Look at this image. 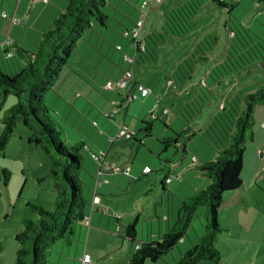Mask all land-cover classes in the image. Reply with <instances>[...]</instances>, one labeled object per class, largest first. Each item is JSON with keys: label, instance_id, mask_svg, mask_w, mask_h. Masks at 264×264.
I'll use <instances>...</instances> for the list:
<instances>
[{"label": "rangeland", "instance_id": "374dc122", "mask_svg": "<svg viewBox=\"0 0 264 264\" xmlns=\"http://www.w3.org/2000/svg\"><path fill=\"white\" fill-rule=\"evenodd\" d=\"M177 1L179 0H165L162 4L155 5L145 20L143 35L152 29L160 30L164 25L165 12L170 9L171 5L177 4ZM205 1L207 4L199 14L196 28L192 32L187 34L184 39H175L170 44L168 43L169 45H164L156 63L137 64L133 69L136 46L126 37V28L134 26V23L141 18L139 4L142 0H108V5L104 9L110 17L108 25L104 27L95 22L92 29L86 30L84 37L77 42L75 52L69 59L68 65L60 73L53 89L45 96V103L50 107L55 129L67 147L72 146L65 139L68 132L74 136L75 143L85 137L89 144L95 148L99 142L93 141L96 133L89 127L98 130L100 135L107 136L108 133L103 131L102 123L114 125L116 133L125 120L126 126L130 128L129 133L143 135L144 145L135 140L127 142L126 137L120 138L112 147L108 142L106 148L108 156L103 168L110 165L114 166L115 170L111 172L106 169L107 171L102 172L113 184H116L115 179L121 178L123 179L122 183L127 186L121 189L118 196L110 199V202L122 203L124 208L130 207L134 210L130 212L135 214L132 221L136 223L138 240H141L143 236L146 237L151 228L158 230L159 225L163 223L157 219L156 212H162L165 209L167 216L170 215V218L173 219L171 220L173 225L177 222L179 211L176 207L174 208L173 202L174 198L176 200L188 198L187 195H181L187 191L185 189H191L193 186L200 191L208 187L209 179L196 170L192 160L197 155L200 158H207L203 157V147L206 144L212 149L211 151L216 152L215 147L208 143L206 128L215 112H218V109L222 107L221 104L230 90L233 88L238 90L244 85L254 84L257 79L264 77V69H260L261 67L257 65L260 62L257 61L258 68L253 70V76L242 71L235 72L231 79L214 87L213 95L210 94L211 97H205L201 91L202 98L196 100L201 83L205 86L204 81L206 80L209 86L213 85L209 73L217 63L224 61L231 47L229 26L238 33L245 34L251 41L253 40L255 50L259 47L258 43L264 45V2L260 1V6H257V0H239L236 8L232 11L234 17L232 22L225 8H221L211 0ZM201 18L205 20L199 22ZM48 30L49 28L46 31ZM200 37L201 39H199ZM206 37L207 40L203 41L206 46L215 44L216 41L213 39L218 37L212 52L207 54L209 59L200 60L196 64L195 70L185 86L181 83L180 87L177 85L180 81L175 75L177 83H172L170 79L178 64L186 58L190 50L194 49L198 41L201 42ZM235 44L233 41V45ZM235 48L232 46L231 51L234 52ZM2 55L4 58V54ZM15 56L14 59L9 57L3 60L0 56L1 63H5L2 64V67L6 65L7 68L9 64L17 63L20 58ZM132 69L135 72L134 82L142 81L153 89L154 93L145 99L138 95V99L131 104L132 109L141 111L142 115H136L134 111L127 112L128 109H120V114H115L114 103L122 101L126 93L125 91H106L104 87L109 81L119 80L115 77L124 76L127 71ZM8 71L4 70L3 72H7L9 75L15 74V71L12 73L9 68ZM95 78L102 80V83L96 81ZM169 82L172 85L169 86ZM72 85L82 87L80 91H77L82 97L81 108L86 113H92V116L76 107L71 106L73 108L71 112L68 110L66 99L61 92L65 93L69 87L72 89ZM159 97L160 99L162 97L161 102H159ZM17 103L18 99L15 96L10 95L7 98L0 111V132L4 112ZM158 103H161V107H166L171 111L169 116L165 117L162 113L163 109L160 107L157 109ZM61 106L63 107L60 113L58 109ZM257 109L264 111V106L260 105ZM95 115H102V120L96 118ZM109 117L115 118V120H109ZM98 120L102 122L100 126L96 124L99 122ZM144 121L153 123L152 136L150 137H145V134L140 132L145 126ZM262 122H264V112L260 115L255 112L254 133H258L259 144L264 141V130L260 128ZM133 123H137V129H133ZM82 132L87 133L88 137ZM30 138V130L22 122H19L5 152L0 153V264H14L19 249L15 236L23 228V219L34 221L40 219L27 204L41 205L49 211L55 208L57 191L54 180L48 176L50 160L39 146L30 143ZM174 138H178V142L183 146L182 150H177ZM98 139L100 140V137ZM162 139L172 140L170 146L165 147ZM252 141H249L246 146L252 145ZM186 146H190V149ZM84 154V169L93 170L98 176V169L101 168L100 163L93 158L92 154H88L86 151ZM249 154L246 147L241 174L244 187L235 196H231L230 192L226 193L224 202L218 211V223L222 227L231 229L230 233L219 235L216 243L223 255L222 264H264V167L262 168L264 147L258 153L254 152L251 162L248 159ZM208 156L210 157L212 154ZM87 157L93 159L95 165L86 161ZM165 158H170L169 166L166 165L167 163L165 166L162 164L161 159ZM206 160L212 161L215 160V157ZM258 161L261 162L260 169ZM144 164H148L151 168L154 167L155 173L143 177ZM163 167L168 168L166 171L158 172ZM174 167H178L180 171V174L174 172L177 174L176 176H180L175 177V183H183L181 184L182 191L179 189L180 191L177 193L181 192V197L178 195L174 197L172 192L163 205L164 192H162L159 176L162 174L171 175L170 172ZM3 170L7 171V181ZM131 171L133 172L132 177L142 176V180L133 183L132 178L125 174ZM85 175L91 179L86 171L83 173V176ZM251 180H253L252 184ZM5 182L7 183L5 184ZM124 200L125 202H123ZM132 200L135 201L136 207L134 208L131 207ZM105 204V207L109 205L108 202ZM143 208L146 209V213ZM206 215V207H200L186 232L185 240L167 254L163 260L157 262L148 260L145 264H175L180 256L197 244L205 234ZM161 219L163 220V217ZM123 221L126 225L127 222ZM76 235L77 233L67 240L70 241L68 246L73 243L77 244L75 243ZM122 236L126 237L125 231L122 232ZM122 239L119 241L122 242ZM125 240L123 250L114 251L101 261L94 258L93 264H113L117 257L130 255L132 250L135 251L134 245L127 238ZM65 243V240L57 242L53 246V254L50 256L55 258L54 253L58 252L63 244L66 245ZM91 248H93L92 245ZM67 249L68 247H66ZM198 264L211 263L202 261Z\"/></svg>", "mask_w": 264, "mask_h": 264}, {"label": "trees", "instance_id": "16d2710c", "mask_svg": "<svg viewBox=\"0 0 264 264\" xmlns=\"http://www.w3.org/2000/svg\"><path fill=\"white\" fill-rule=\"evenodd\" d=\"M211 1L225 8L233 22L232 11L239 0ZM206 4L205 0H186L164 14L165 21L160 30L145 34L138 43L126 36L136 46L134 68L137 64L156 63L164 45H169L175 39H184L192 32ZM260 4L261 2H258L257 6ZM107 5L108 0H69L65 11L54 19L49 30L43 34L34 53L18 48L28 56L27 65L15 71L13 75L0 71V111L10 95L18 99V103L3 114L0 153L5 152L17 124L22 122L31 132L30 143L39 146L49 158L48 176L54 180L57 191L55 208L52 211L34 203L27 204L40 219L37 221L23 219V228L15 236L19 249L14 264H54L50 260L53 246L61 240H65L69 245L70 241L67 240L75 235L78 227L86 220L87 209L91 204L85 195L86 185L81 174L84 170L83 160L87 144L79 142L71 147L64 145L52 122V113L45 103V96L53 89L60 73L68 65L77 42L84 37L86 30L92 29L95 22L104 27L108 25L110 17L104 11ZM131 28L127 27L126 33ZM228 29L231 47L224 61L217 63L209 73L213 85L209 86L206 80L205 86L201 83L196 100L202 98L201 91L205 97H211L214 87L231 79L235 72L242 71L253 76V70L258 68L257 65L264 69V45L258 43L259 47L255 50L253 40L230 26ZM205 40L207 37L201 42L198 41L194 49L190 50L186 58L178 64L170 79L172 83L176 82L175 75L180 81L177 85L185 86L196 64L200 60L209 59L207 54L212 52L218 37L213 39L216 41L215 44L209 46L203 42ZM232 46L236 47L234 52L231 51ZM14 48L15 45L8 50ZM160 105L161 103L159 107ZM221 105L206 128L208 143L215 147L216 158L201 164L195 163L196 170L209 179L208 187L194 191L190 197L182 201L175 226L160 235L158 240H138L136 223L130 224L125 238L130 239L133 244H138L139 248L126 264H145L148 260L151 262L163 260L185 239L186 232L200 207L207 209L205 234L197 244L182 254L175 264H198L202 261L222 264L223 255L216 243L218 236L230 232V229L218 223V211L226 193L236 192L244 186L241 180L244 152L247 143L254 139L256 108L264 106V77L238 90L233 88L226 94ZM143 124L145 126L140 132H143L145 137L152 136L153 123L144 121ZM142 138L143 135L137 133H129V137H126L127 142L135 140L144 145ZM174 139L177 144L180 143L178 138ZM171 141L162 139L165 147H169ZM161 161L164 166L166 163L168 166L171 164L170 158ZM167 168L163 167L159 171ZM3 173L7 181V171L3 170ZM139 180L140 178H135L133 182ZM162 185L165 187V182Z\"/></svg>", "mask_w": 264, "mask_h": 264}, {"label": "crops", "instance_id": "0c3cea01", "mask_svg": "<svg viewBox=\"0 0 264 264\" xmlns=\"http://www.w3.org/2000/svg\"><path fill=\"white\" fill-rule=\"evenodd\" d=\"M164 1L165 0H162L160 4H162ZM184 1H186V0L177 1L176 2L177 4L171 5L170 9L174 6L181 4ZM226 1H228V0H226ZM260 1H264V0H257V2H260ZM68 2H69V0H49V2L46 4V3H43L42 0H34V1H31V0H0V56H1V60H3L4 58H9L7 55V51H9L8 50L9 48L3 45L4 41L8 38L12 39L14 42V45H15V48L10 50L13 54L12 59H14L16 57L15 55H17L20 58V60H18L17 63L13 62L12 65L9 64V66L7 68H6V65H5V67L3 66L5 69L2 67V64L4 65L5 63H1V61H0V71L6 70L7 72H9L8 71V68H9L13 73L14 71H17V70H19V69H21L27 65L28 56L26 54L22 53L18 48H21V49H23L29 53H34L39 46V43L42 39L43 34L46 32V30L48 28L51 27L54 19H56L61 13H63L65 11ZM140 5L141 4H139V7H140ZM139 11H140V9H139ZM2 13H7L8 18H3ZM13 16L19 18L20 23L13 24L11 22V18ZM204 20H205L204 18L200 19V21H204ZM131 27H129V28H131ZM153 30L154 29L150 30L149 32H151ZM199 39H201V37ZM2 54H4V56H5L4 58H3ZM28 55H30V54H28ZM122 77H123V75H119L118 77H115V79H120ZM96 81L102 83V80H100V79H96ZM141 83H143V82L141 81ZM143 84H145V83H143ZM146 86L148 88H150L148 85H146ZM74 88H75V90H73ZM81 89H82V87L80 85H77V86L72 85V89H71V87H69L65 90V93L61 92L66 99L65 102H66L67 108L70 112L73 111L72 109L75 107L84 112V110L81 108V103H82L81 98L82 97L79 96V94L77 93V91H80ZM151 90H152V93H154V90L153 89H151ZM146 98H148V97H146ZM115 99H116V97H115ZM161 100H162V97H161ZM131 104H130L127 112L131 113L132 111H134V113L136 115H142L143 114L141 111L132 109L133 106ZM62 107L63 106H61V108L58 109V111L60 113L62 112ZM160 108L164 110L166 107L160 106ZM255 112L260 115L264 111H263V109H257ZM84 113L89 115V116H92V113H90V112H88V113L84 112ZM119 114H120V112H119ZM95 116H96V118H100V120H102V118H103L102 115H95ZM164 116L165 117L169 116V114L164 115ZM111 119L115 120V118L109 117V120H111ZM100 120H98L99 122L95 121L98 126H100L101 125L100 123H102ZM116 120H117V118H116ZM102 124L104 126L103 131L108 133L107 136L100 135L98 130L92 129L91 127L88 126L90 128V130H92L93 132L96 133V137L94 138V140L92 138H90V139H92L94 142H99V144H97L98 147L96 146L95 148H93V146H91L89 144L88 140H86L85 137L82 138L83 141L80 140L79 142H85L87 144V148L85 149V151L88 152V154L89 153L92 154V153H98V152L102 153L103 152L105 154V161H106L107 156H108V151L106 150V148L108 146V142H109L110 146L112 147V145H114L116 141L114 143H110V139H114L118 132L115 133V126L114 125H109L108 123H102ZM122 125L126 126L125 120L123 121ZM126 127H127L128 131H130V128L128 126H126ZM133 127H134L133 129H137V123H133ZM260 128L262 130H264V122H262V125H260ZM82 133H84V132H82ZM84 134L88 137L87 133H84ZM165 134H167V133H165ZM257 136H258V133L257 132L254 133V139L251 143L252 145H250L249 147L246 146L247 151L249 150V153H250L248 156V159L250 160V162L253 158L254 152L258 153L260 151V149H262L264 147V141L259 144V142L257 140V138H258ZM99 137H100V140L98 139ZM73 138H74V136H71L68 132L66 133L65 139L71 145L76 144L75 139H73ZM79 142H77V143H79ZM144 143H145V141H144ZM176 147H178L179 150H182V148H183L181 143L177 144ZM186 147H188V149H190V146H186ZM203 149H204L203 157L205 156L207 158H205V159L202 157L200 158L198 155L194 156L192 159L193 164H195V163L201 164L203 162L210 161L211 159L206 160V159H209L210 157L216 158V152L214 153L213 151H211L212 149L210 147H208L207 144L203 147ZM156 151H159V150H156ZM85 154H84V156H85ZM209 154H212V156L209 157L208 156ZM262 155L264 157V154H262ZM194 159L196 161H194ZM87 160L92 165H95L93 159H90L89 157H87L86 161ZM256 162H257V160H256ZM258 163H259V169H260L261 162L258 161ZM251 166L253 167L254 165H251ZM109 167H111V166L106 165V167H104L105 169L103 167H101L100 170L98 169V171H99L98 176H96V174L93 170H90L91 172L86 168L83 170V172L81 174V178L86 185L85 195H86L88 201L90 202L91 206H89L87 209V217H86L85 222L82 225H80L76 231L77 235L75 236V239L77 241H75V243H77V244L73 243V245H71V246H68L67 243H65L66 245L63 244L62 246L59 245V246H61L60 250H58V252L54 253L56 255V257L54 258L53 256H51L52 260L51 259L50 260L52 263H54V264H93L95 261L94 258L101 261L105 257L110 256V254L112 252L119 251L120 249L121 250L124 249L126 238H124L122 236V232L125 231V234L127 236V227L133 223L132 219H134L135 214H134V212H130V211H134L130 207L124 208L122 203L110 202V199H113V197L118 196L120 194L119 192L121 191V189L123 187H127V186H125L124 183H122L123 179H121V178L115 179L114 182L116 184H113L112 181L110 179H108L107 175L102 174L103 171L110 170V169H108ZM145 167H149L148 164H144V168ZM179 167H180V165H179ZM263 167H264V165L262 166V168ZM144 168H143V171H144ZM151 169H152L151 173H149L148 175L142 174V176L148 177L149 175L155 173V171H154L155 168L152 167ZM114 170H110V171L113 172ZM84 171H86V174L90 175L91 179L87 178L86 177L87 175L83 176ZM165 171H166V169H165ZM159 172H163V171H159ZM174 172H177L178 174H180L179 168L174 167L173 171L170 172L171 175H163L162 174V176H159V178L161 180V187L163 189L162 192H164L163 198H162L163 199V203H162L163 205L165 203L166 198H169V196L172 192L174 193L173 194L174 197H175V195H178L179 197H181L180 196L181 192L179 194H177V193L180 191L179 189H181V191H182L181 184H183V183H175V177H180V176H176L177 174H175ZM129 174H130V177L132 178V181H133L135 179V177H132L133 172L131 171V172H129ZM141 177H138V178H140V180L138 182H140L142 180ZM98 178H100L101 180L107 179L109 181V183L104 184L102 187H100L98 189V192L96 193V181ZM168 179H171L170 182H167ZM163 182H165V187L162 185ZM252 182H253V180H251L250 183L252 184ZM133 183H136V182H133ZM185 191L186 192L181 193V195H187L188 197H190L194 193V191H196V188L191 186V189L187 188V189H185ZM238 191L230 192V195L235 196L238 193ZM182 199H185V198H182ZM182 201L183 200H181V199L176 200L174 198L173 205H174V208L176 207L178 211L181 208ZM107 202L109 205L107 207H105V205H106L105 203H107ZM123 202H125V200ZM102 207L107 209V213L102 211V209H103ZM131 207H133V208L136 207L134 200H132ZM119 211H122V213H119ZM143 211L146 213L145 208H143ZM166 213H167V211H165V209H163L162 212H156L157 219L162 221L163 225L162 224L159 225L158 230H155V228H151L149 234H147L146 237L143 236L140 241L158 240L160 235L167 233L169 230H171L175 226L176 223L173 225V223L171 222V220H173V219L170 218V215L167 216ZM115 214H120L121 217L117 219L116 217H114ZM161 217H163V220L161 219ZM173 218H174V220H176L175 217H173ZM164 219H165V221H164ZM123 220H125L127 222L126 225H125V222ZM230 232H231V229H230ZM230 232H228V233H230ZM119 239H122V242H120ZM137 239H138V232H137ZM128 240H130V239H128ZM91 241L92 242L94 241V243L92 244ZM91 245L94 249L93 248L90 249ZM132 245H134V249L136 250L138 244L132 243ZM66 247H68L67 250H66ZM134 252L135 251L132 250L131 254L128 256H124V255L122 256L121 255L120 257H117L116 261H114L113 264H126L128 259L133 255ZM52 254H53V252H52ZM85 255L90 256L91 263H83V258Z\"/></svg>", "mask_w": 264, "mask_h": 264}, {"label": "built area", "instance_id": "2783aa9c", "mask_svg": "<svg viewBox=\"0 0 264 264\" xmlns=\"http://www.w3.org/2000/svg\"><path fill=\"white\" fill-rule=\"evenodd\" d=\"M34 1V0H31ZM43 3H48L49 0H42ZM161 3V0H143L141 5H140V12H141V18L136 21V24H134V26L129 30V32H127L126 36L129 37L131 40H133L135 43H138L141 41V39L143 38V32H144V24H145V20L147 19L148 13L153 9V7L155 5H158ZM2 17L3 18H8L7 13H2ZM11 22L13 24H18L20 23V19L13 16L11 18ZM4 46L11 48L14 46V42L12 39L8 38L4 41L3 43ZM8 57H12L13 54L11 51H9L7 53ZM134 69V66H133ZM129 70L125 73V75L117 80V81H109L104 89L106 91H125L126 96L123 97L122 101H116L114 103L115 105V114L119 113L120 109L123 110H127L130 106L131 103H133L137 98L138 95L141 98H146L148 97L150 94H152V90L150 88H148L145 84L141 83V82H134V76H135V72L134 70ZM169 85H172L171 82H169ZM160 97H159V102H160ZM159 108V103H158V107ZM171 111L168 108H165L163 110V114L164 115H168L170 114ZM129 137V131L127 129V127L125 125H121V127L119 128V131L116 135V137L114 139H110V143H114L116 139L121 138V137ZM93 158L98 161L100 163V167H103L104 163H105V154L102 153H92ZM194 161H196L194 159ZM108 169L110 170H114L115 167L111 166ZM125 172V171H124ZM152 172L151 167H145L144 168V173H150ZM126 175H129V172L125 173ZM171 179H168L167 182H170ZM109 181L106 180H101L100 178L97 179L96 181V193L98 192V189L100 187H102L104 184H108ZM103 212L107 213V209L103 208L102 209ZM114 217H116L117 219L121 217L120 214H115ZM137 248H139V246H137ZM83 263H91V258L89 255H85L83 258Z\"/></svg>", "mask_w": 264, "mask_h": 264}, {"label": "water", "instance_id": "95a60500", "mask_svg": "<svg viewBox=\"0 0 264 264\" xmlns=\"http://www.w3.org/2000/svg\"><path fill=\"white\" fill-rule=\"evenodd\" d=\"M48 254H50V252H48Z\"/></svg>", "mask_w": 264, "mask_h": 264}]
</instances>
